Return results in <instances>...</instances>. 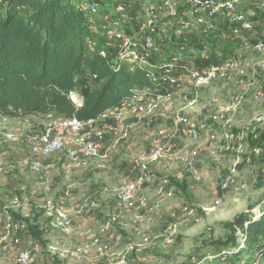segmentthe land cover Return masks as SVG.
I'll list each match as a JSON object with an SVG mask.
<instances>
[{"label": "rangeland", "instance_id": "1", "mask_svg": "<svg viewBox=\"0 0 264 264\" xmlns=\"http://www.w3.org/2000/svg\"><path fill=\"white\" fill-rule=\"evenodd\" d=\"M178 1L182 4V0ZM114 2L104 1L105 13L116 15ZM122 2L135 6L137 2L143 4L148 0ZM83 3L86 5L87 0ZM156 4L163 12L161 4L157 1ZM254 7L252 0L241 6L250 13L254 12ZM124 16L120 29L128 33H131L125 30L128 27L138 31V24L136 26L130 14L127 18ZM228 58L239 59L244 65L248 74L244 87L221 81L195 88L193 81L185 77L180 87L188 88V101H195L192 105L187 103L186 92L184 94L178 87L173 109L169 112L161 109L153 117H146L135 114L134 107H128L122 112L120 123L108 115L106 128L68 135V140L75 143L87 134L92 136L102 132L105 139L101 155L81 163H71L62 153L53 154L44 159L55 163V171L50 173L32 172L23 162L31 154L30 136L61 119L60 116L50 114L31 118V123L37 128L34 131L31 127V132L23 124L9 127L0 124V130L12 131L17 137L8 143L0 141V234L3 233L5 217L17 215L28 225L40 227L46 242L43 247L29 232H23L20 234L21 244L9 241L0 245V263L13 264L23 249H32L38 244L40 249L31 264H108V259L93 249L78 257L68 254L69 250L98 239L110 244L113 252L126 254L129 264H195L208 254L219 253L232 236L236 237L238 229V237L242 238L247 230L246 224H235L236 231L227 229L224 224L232 223L243 212L255 216V220L264 216V138L261 137L264 124L257 122V117L264 116V50L244 45ZM196 63L190 60L187 65L196 69ZM186 108L197 113L199 121L209 126L201 131L200 138L193 140L186 133V139L181 141L171 132L169 136L161 135V130L172 128L175 115L186 113ZM222 115L223 119L219 121ZM129 125L132 127L128 136L123 138ZM228 125L234 135H244L247 154L239 159L237 142H231ZM212 133L217 136V160L210 156L209 138ZM160 145L166 146L164 158L151 161L152 151ZM227 146L231 149L226 150ZM254 147H259L262 153L247 161ZM190 151L196 152L197 164L193 169H188L179 160ZM142 156L148 158V175H153V178L137 192V197L146 198L148 206L160 202V209L157 212L144 211L143 214H148L152 221L139 235L135 205L123 204L120 190L135 180L136 162ZM168 161L175 165L173 170H168L165 164ZM236 163L239 179L247 188L238 195L233 191L223 193L220 183ZM177 182L186 186V192L176 187ZM160 184L171 192L174 188L176 192L173 191L169 197H160L156 193ZM218 200H221V206L214 207ZM183 201L186 207H168ZM48 202L68 210L73 226L71 233L57 228L47 216ZM184 208L188 210L184 211ZM256 252L242 253L236 261L233 258L229 260V264H242V261L251 264Z\"/></svg>", "mask_w": 264, "mask_h": 264}, {"label": "built area", "instance_id": "2", "mask_svg": "<svg viewBox=\"0 0 264 264\" xmlns=\"http://www.w3.org/2000/svg\"><path fill=\"white\" fill-rule=\"evenodd\" d=\"M105 0H87L85 10L87 11L92 23V34L94 39L91 41L94 47L98 46L97 36H102L107 41L108 48L103 47L100 51L101 55H110L115 63H124L133 71L138 68L147 72L149 79L154 83V87H144L136 89L133 97L127 101L121 110L108 112L104 117L110 115L117 120H122V112L128 107H134L135 114L153 117L159 110L169 112L174 106V97L177 88L185 94L189 105L195 101H188V88L183 89L180 83L185 77L191 79L195 88L204 87L214 82H226L235 87H244L246 85L248 74L239 59L228 58L221 63L212 64L204 69H190L185 63L183 55L188 51V47L181 44L174 37H180L185 33H193L201 28L212 29L216 26L220 17L227 22L231 31L235 36L241 37L245 46H249L256 50H264V39L257 40L254 44L247 42L246 35L255 33L256 16H261L264 26V0H252L255 10L253 13L245 11L241 8L242 4L248 0H182V4L178 0H148V2H137L138 11L134 17V23L138 24V31L131 33L120 29V22L130 14L133 6L119 0V4L115 7L116 15L104 12ZM113 2L114 0H109ZM118 1V0H115ZM161 4L163 12L156 4ZM100 18V21H97ZM132 19V17H131ZM141 26V27H140ZM126 28L125 30H127ZM128 31V30H127ZM133 32V33H132ZM264 34V30L262 31ZM70 98L78 105V93L73 91ZM190 109V108H187ZM186 113H178L173 118V127L162 129L161 135L169 136L170 132L176 134L182 127L186 128L189 137L193 140L200 138L201 131L205 130V125L199 121L197 113L187 110ZM223 115L219 118L222 121ZM94 122V121H92ZM92 122H82L76 118H61L45 125L41 132L30 136L32 140L30 156L23 162L24 165L32 172L50 173L55 171V163L45 161L44 159L53 154H63L65 160L71 163H81L94 159L101 155L105 134L102 132L94 135L87 134L83 139H77L75 143L68 140V135H79L87 128L91 127ZM259 124H264V116L257 117ZM132 125L127 126L123 133L126 138ZM227 127V126H226ZM231 142H237L236 153L240 156L247 154L243 144L244 135H234L231 132V126L228 125ZM170 130V131H168ZM16 134L12 131L0 130V141L5 143L14 141ZM217 136L215 133L210 135L209 141L215 143ZM166 146H157L150 156L151 161H158L165 156ZM231 147L227 146L226 150ZM262 153L259 147L250 150L247 161L253 156H260ZM210 154L213 158H217L216 148H212ZM180 162L188 169H193L197 164L196 152L190 151L186 156L180 157ZM148 158L142 156L136 162L137 175L134 181L126 183L120 190V200L123 204H133L137 210L135 221L137 224V232L139 235L143 233V229L152 221L148 214L144 211L157 212L160 209V202H155L148 206V201L144 197H137V192L153 178L148 175L147 168ZM238 163L231 169L230 174L221 181L220 190L223 193L233 191L239 192L247 188L245 183H241L238 173ZM157 195L160 197L171 196L172 192L165 185H158ZM221 200H218L214 207H220ZM47 216H49L54 225L71 233L73 226L68 210L54 202H48ZM184 208V211H187ZM1 216V215H0ZM255 220V216H253ZM246 228L249 223L246 222ZM28 224L22 218L7 215L4 219L3 233L0 234V245L11 241L12 244H21L20 234L26 232ZM237 229V228H236ZM235 229V231H236ZM169 230H172L170 227ZM247 231V230H246ZM245 231L242 238L238 237L240 230H237V246H229L223 248L216 255L208 254L195 264H229V260L242 250L246 249L248 235ZM245 238V239H244ZM147 241V239H144ZM39 245L36 244L32 249H23L13 264H31L34 261V255L39 251ZM93 249L101 256L108 259V264H129L126 254H117L113 252L110 244L102 243L98 239L91 240L88 245L71 249L68 254L71 257H78ZM255 258L251 264H264V238L261 246L256 249ZM1 264V263H0ZM246 264V261H242Z\"/></svg>", "mask_w": 264, "mask_h": 264}, {"label": "trees", "instance_id": "3", "mask_svg": "<svg viewBox=\"0 0 264 264\" xmlns=\"http://www.w3.org/2000/svg\"><path fill=\"white\" fill-rule=\"evenodd\" d=\"M83 2H0V117L17 119L56 114L59 118L92 122L108 112L121 110L136 89L154 87L144 69L132 71L124 63H115L112 56L101 55V49L108 48L102 36L95 37L98 46L92 45V23ZM114 3L116 7L119 0ZM135 6L130 11L133 22L138 4ZM262 19L255 17L256 31L246 35L249 44L264 39ZM174 40L188 47L190 51L183 57L186 64L196 61L197 69L221 63L244 46L242 38L232 33L222 17L212 29L201 28ZM73 91L82 98V105L70 98ZM261 137L264 138V133ZM176 186L186 191L184 184L177 182ZM246 222L249 223L247 247L234 255L233 261L242 253L258 249L264 238V216L254 220L250 213L243 212L224 225L235 231L236 225ZM27 231L38 244L46 246L40 227L30 224ZM237 245V238L232 236L225 247Z\"/></svg>", "mask_w": 264, "mask_h": 264}, {"label": "crops", "instance_id": "4", "mask_svg": "<svg viewBox=\"0 0 264 264\" xmlns=\"http://www.w3.org/2000/svg\"><path fill=\"white\" fill-rule=\"evenodd\" d=\"M97 21H100V18H97ZM78 105H82V103H83V100H82V98L81 97H78ZM187 104V103H186ZM187 109V108H186ZM50 115V114H49ZM49 115H44V117L45 116H49ZM109 116H106V117H103V118H101V119H99V120H96V121H94V122H92L91 123V127H89V128H87L86 129V131L87 130H90V131H93L94 129H95V131H96V129L97 130H101L102 129V127H104L105 126V128H106V122H107V120L108 119H106V118H108ZM31 118H35L34 116H32V117H26V118H17V119H13V118H3V117H1L0 118V124L1 125H6L7 127H9V126H13V125H24L25 127H27L28 126V129H27V131L28 130H30V128L32 127V129L34 130V131H37V128L35 127V126H33V124L31 123L32 121H31ZM110 118V117H109ZM25 123V124H24ZM105 124V125H104ZM204 124V123H203ZM205 125V130H206V128H208L209 126H206V124H204ZM35 128V129H34ZM32 130H30V132H31ZM208 131H209V129H208ZM209 132H211V131H209ZM186 133H187V131L185 130V128L184 127H182L181 128V130L179 131V132H177L176 134H174V136H176V137H178L179 139H181V141H182V139H186V137L184 136V135H186ZM210 142V151H211V149L212 148H216V141H215V143H213V142H211V141H209ZM210 156H211V154H210ZM215 160H217L218 158H214ZM166 165H167V167H168V170H173L174 169V167H175V165L173 164V163H171L170 161H168V162H166L165 163ZM168 187V186H167ZM177 187V186H176ZM180 191H182L179 187H177ZM171 190H173V191H175L176 189H174V188H171ZM172 191V192H173ZM176 192V191H175ZM183 192V191H182ZM186 192V191H185ZM140 193V192H139ZM186 204L184 203V201L183 202H181V203H174V204H172V205H169L168 207H178V209H180L181 207H186L185 206ZM12 206H14V205H12ZM6 207V206H5ZM82 208V207H81ZM12 216H14V215H12ZM26 232H28V231H26ZM12 244V243H11ZM6 245H8V244H6Z\"/></svg>", "mask_w": 264, "mask_h": 264}]
</instances>
